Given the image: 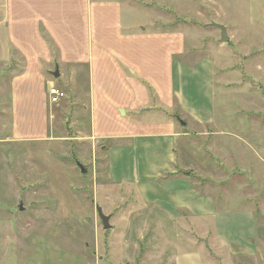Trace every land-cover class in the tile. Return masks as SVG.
I'll return each mask as SVG.
<instances>
[{
    "label": "rangeland",
    "instance_id": "374dc122",
    "mask_svg": "<svg viewBox=\"0 0 264 264\" xmlns=\"http://www.w3.org/2000/svg\"><path fill=\"white\" fill-rule=\"evenodd\" d=\"M121 3L123 26L183 34L186 60L199 65L196 76L185 78L213 75L212 137L192 136L177 145L178 166H194L200 183L192 182L186 204L191 213L197 208L201 222L186 211L165 210L162 189L139 190L138 184L120 182L118 173L109 175L102 148L107 144L95 142L86 126L90 113L75 109L71 93L50 76L66 94L52 104L56 140L0 142V264H264V167L253 163L258 173L239 161L242 137L264 138V0ZM5 5L0 0V9ZM212 22L227 27L228 44L220 42L221 32ZM196 87H188L186 100L199 97V107L204 91L195 96ZM10 101V83H0V111ZM252 147L264 158L262 147ZM236 154L237 162L226 160ZM120 164V173L125 172ZM244 180L251 188L243 187ZM97 206L111 216L110 230H104ZM121 240L130 245L123 246L125 251Z\"/></svg>",
    "mask_w": 264,
    "mask_h": 264
},
{
    "label": "crops",
    "instance_id": "0c3cea01",
    "mask_svg": "<svg viewBox=\"0 0 264 264\" xmlns=\"http://www.w3.org/2000/svg\"><path fill=\"white\" fill-rule=\"evenodd\" d=\"M5 2L0 9V83H10L11 101L0 111V119L6 122L0 125V142L56 140L51 137L56 133V107L49 103L48 89L54 84L50 76L58 70L56 84L71 93L75 109L91 115L86 124L90 137L107 144L102 148L109 175L116 172L120 182L138 184L139 190L140 186L162 189L165 210L186 211L201 222L197 208L191 213L186 204L195 186L192 182H199L194 179V166H178L177 145L192 136L212 137L213 75L198 80L184 77L196 76L199 65L186 60L183 34L146 32L133 23L123 26L122 0ZM192 85L197 86L195 96L199 89L204 91L199 107L195 106L199 97L193 103L186 100ZM254 145L264 151L260 134L242 137L239 161L259 173L253 163L264 167V158L252 150ZM230 156L227 161H238L237 154ZM121 162L127 167L122 173ZM251 184L242 183L248 189ZM125 242H119L122 248L130 246ZM225 244L233 249L229 242ZM239 252H232L233 256Z\"/></svg>",
    "mask_w": 264,
    "mask_h": 264
},
{
    "label": "water",
    "instance_id": "95a60500",
    "mask_svg": "<svg viewBox=\"0 0 264 264\" xmlns=\"http://www.w3.org/2000/svg\"><path fill=\"white\" fill-rule=\"evenodd\" d=\"M210 26L220 30V32H221L220 42L221 43L228 44L231 41V37L229 36L227 27L225 25L219 24V23H216V22H212L210 24ZM53 76L56 77V78H59L58 70L53 74ZM181 123H182V125L186 124L183 121H181ZM77 165L80 168L81 173L85 174L86 173V169L84 168V166L82 164H80L79 162H77ZM187 174L190 175V173H187ZM19 208H20V211H23L25 209L24 206H23V203H21ZM97 212H98L99 217H100V219L102 221L104 230H110L112 228L111 223H110L111 216L105 215L103 213V210L99 206H97Z\"/></svg>",
    "mask_w": 264,
    "mask_h": 264
},
{
    "label": "built area",
    "instance_id": "2783aa9c",
    "mask_svg": "<svg viewBox=\"0 0 264 264\" xmlns=\"http://www.w3.org/2000/svg\"><path fill=\"white\" fill-rule=\"evenodd\" d=\"M48 97L51 104H58L66 97V94L63 90L52 84L48 89Z\"/></svg>",
    "mask_w": 264,
    "mask_h": 264
},
{
    "label": "trees",
    "instance_id": "16d2710c",
    "mask_svg": "<svg viewBox=\"0 0 264 264\" xmlns=\"http://www.w3.org/2000/svg\"><path fill=\"white\" fill-rule=\"evenodd\" d=\"M149 93H150L151 97H154V96H155V94H154V92L152 91V89H149Z\"/></svg>",
    "mask_w": 264,
    "mask_h": 264
}]
</instances>
